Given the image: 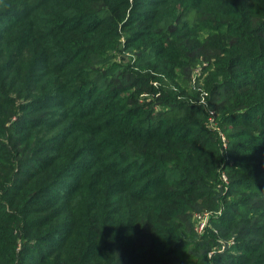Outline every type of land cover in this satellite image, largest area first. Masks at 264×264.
<instances>
[{"label": "trees", "instance_id": "obj_1", "mask_svg": "<svg viewBox=\"0 0 264 264\" xmlns=\"http://www.w3.org/2000/svg\"><path fill=\"white\" fill-rule=\"evenodd\" d=\"M0 264H264V0H0Z\"/></svg>", "mask_w": 264, "mask_h": 264}, {"label": "built area", "instance_id": "obj_2", "mask_svg": "<svg viewBox=\"0 0 264 264\" xmlns=\"http://www.w3.org/2000/svg\"><path fill=\"white\" fill-rule=\"evenodd\" d=\"M223 180L226 181V178L223 177ZM195 220H196V225H195L196 232L202 233L207 223V215L206 214L196 215Z\"/></svg>", "mask_w": 264, "mask_h": 264}]
</instances>
